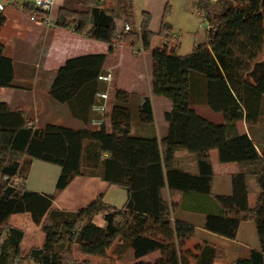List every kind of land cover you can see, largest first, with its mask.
Instances as JSON below:
<instances>
[{"label": "trees", "instance_id": "obj_1", "mask_svg": "<svg viewBox=\"0 0 264 264\" xmlns=\"http://www.w3.org/2000/svg\"><path fill=\"white\" fill-rule=\"evenodd\" d=\"M221 1L195 4L209 24L206 42L213 52L212 63H205L197 48L179 54L180 39L167 19L170 4L161 29L155 32L152 14L144 10L138 18L134 0L63 1L58 26L107 42L110 50L118 44L152 50L170 73H177L181 64L188 67L190 99L173 100L165 112L169 128L163 138L133 132L132 106L142 123L152 124V100L145 95L133 104V95L120 88L110 123L93 124L103 118L92 107L103 102L98 93L108 92V82L100 79L107 74V56L90 53L68 58L50 89L51 96L67 103L83 127L38 126L24 109L0 101V264H99L93 258L106 257L119 241L132 249L134 264H264V136L250 130L261 123L263 114L264 58L254 59L245 69L243 57L232 45L235 34L243 30L258 48L264 47V0H231L219 13ZM34 10L42 14L30 4L24 9L27 14ZM5 19L0 13V30ZM4 50L0 42V87H16L15 61ZM196 94H204L205 103L223 112L225 122L200 115L193 108ZM243 120L248 130L240 127ZM179 149L195 155L197 171L192 163L177 159ZM209 150L218 151L220 162L262 161L263 166L254 173H233L231 193L215 194L213 167L209 159L197 156ZM35 158L62 167L55 193L29 190L27 180ZM77 175L97 176L124 187L126 202L117 207L101 194L79 210L54 208L58 192ZM252 176L256 191L250 185ZM179 210L204 214L203 228L228 239L237 238L243 222L254 221L261 245L248 256L229 261L225 248L217 243L206 240L188 247L198 226ZM19 213L29 214L41 227V244L24 246V229L11 222L12 215ZM98 215L103 225L95 221ZM154 253L157 256L149 259Z\"/></svg>", "mask_w": 264, "mask_h": 264}, {"label": "crops", "instance_id": "obj_2", "mask_svg": "<svg viewBox=\"0 0 264 264\" xmlns=\"http://www.w3.org/2000/svg\"><path fill=\"white\" fill-rule=\"evenodd\" d=\"M63 1L64 0H54L53 8L49 15L51 19L50 25H45L39 21L31 20L30 14H27L25 11L14 7H9L5 12L2 13L5 15L6 19L0 30V42L4 44L5 55L13 58L15 61V83L18 86L0 87V101L7 102L12 109H24L32 121L38 126H44L48 123H57L53 122V118L56 117L57 119L58 115H62V117L65 118L68 123L72 124L70 127H83V122L71 114L67 103L59 102L51 96L50 89L56 72L68 58L90 53H105L107 57L104 64V70L107 74L110 73L112 75L111 80L107 81L108 84L114 89L120 88L129 91L131 95L136 94V100L138 101L137 103H139L141 96H150V86L154 85L163 88L165 87L164 85L168 86V84L163 82L160 83V80H165L168 78L171 79V82H176L178 86L177 94L174 92L175 94H172V96L169 98L160 96L155 97L154 93L152 96H150L155 117V120L152 124L145 125L140 123L134 128L133 123V132L134 130L136 131L134 133L140 135L156 134L159 138H163L168 131L169 123L167 121H163L160 128L156 126L157 108L161 107V111H163L162 113H164L165 116V112L170 109L174 99L189 101L191 75L189 68L181 64L177 73H170L166 70L165 65L154 55L152 50L146 51L141 48L133 49L124 44L115 45L114 48L110 50V44L107 42L89 38L82 34L75 33L71 30L58 26L56 21ZM196 1L197 0H134L135 13L139 18L144 10L149 11L152 14L151 29L155 32H158L161 29L162 20L166 13L167 6L170 4V10L167 14V19L172 23L176 30L177 23L173 18L175 12L178 9H183V11H185V19L180 22L190 23L191 20L188 18V14H193V9L196 7ZM212 1L213 3L217 4V2L220 0ZM230 2L231 0H222L217 12L221 13ZM196 8L194 10H197L199 18H202L203 14L198 8ZM204 21H206L208 24V21L205 18ZM208 27L205 29L204 35L201 38H199L197 33L194 35L191 46H188V49L190 50H184V52H182L180 49H182L184 40H180L179 54H186L188 51L191 52L197 48L202 52V60L205 63H212L213 52L206 42ZM175 32V36H178ZM238 34L246 36L248 41L250 39L243 30H239L233 37L232 45L238 51V53L241 54L238 48H236L234 45V40ZM158 42H160V40L156 41V43ZM158 73H160L161 76L158 77ZM132 87H135V89H132ZM161 91L166 92V87L162 90L159 89V92ZM108 95V109L106 112V119L108 118V120L111 121V112L113 101L115 100V94L113 96V101L111 100V102L110 98H112V96L109 91ZM199 98L201 99L199 100ZM196 99L197 100L196 103L193 104V108L200 115L215 123L225 122V116L223 112L214 111L207 103L204 102V94H200V96L196 94ZM263 115L264 114L261 116V123L253 125L250 128V130L252 129V132H254L256 136L259 137L264 136ZM110 121H107V123H110ZM241 123L245 126L244 129L248 130L245 120H243ZM176 156L177 159L182 162V164L192 163L195 171H197L195 155L188 154L185 149H179L176 152ZM197 156L209 159L213 167L214 180L212 190L215 194L231 193V176L233 173L237 171H248L254 173L257 170H260L263 166L262 161H255L243 162L241 163L242 167L240 168H226L227 165H221L218 163L219 157L217 150L202 152L197 154ZM191 159H193V162L190 161ZM256 162H259V165H256ZM217 163L219 164V167H217ZM253 166L258 167L255 170ZM61 172L62 167L60 165L35 158L33 159L30 167L27 186L31 191L44 194H53L56 192L57 183ZM225 180L228 182L229 186L228 188L223 189L222 187ZM250 185L253 191L257 190L253 176L250 178ZM114 186L115 185H110L107 181L97 176L77 175L71 180L65 189L58 192L55 200L53 201V207L62 210H79L90 204L101 194H104L105 200L107 192L110 191ZM167 192L169 194H174V197L177 198L180 196V193L176 191H169L167 189ZM178 212L188 213L192 211L179 210ZM18 215H28L30 218L29 214L27 213H19L12 215L11 219ZM95 221L100 225L104 224L101 215L96 216ZM12 223L23 228L19 224L14 222ZM32 223L34 222L32 221ZM203 224L204 222L202 223V230H200L199 233L200 237H203V240L199 238L200 241L203 242L208 240L217 243L214 241L215 238H220L221 240L226 241L229 240L228 238L205 230L203 228ZM196 236L198 237V235ZM260 245L261 242L254 248H259ZM226 253L228 256L227 251ZM246 255H248V253L244 256Z\"/></svg>", "mask_w": 264, "mask_h": 264}, {"label": "rangeland", "instance_id": "obj_3", "mask_svg": "<svg viewBox=\"0 0 264 264\" xmlns=\"http://www.w3.org/2000/svg\"><path fill=\"white\" fill-rule=\"evenodd\" d=\"M194 9H193L194 12L192 15L188 14V18H190V20H191L190 23L180 22L183 19H185V16H184L185 11H183V9H181V10L178 9L175 12L174 17H173L177 23V26H176L177 28H176V30L174 28V32L176 31L175 33L178 35L180 40H184V44L182 46V49H180L182 52H184V50H190V49H188V46H191L194 35H196V33H197L199 38H201L204 35L205 29L208 27V24L206 23V21H204V18L202 16L201 17L203 19L199 18L198 14H197V10H194ZM180 26H182V27H180ZM234 45L241 52L240 55L244 59L245 69H248L251 66V63L254 59L264 58V47L258 48L251 40L248 41L247 37L244 35L238 34L234 40ZM189 52L190 51H188L187 53H189ZM159 76H161L160 73H158V77ZM45 79H46V77H45ZM170 80L171 79H168V78L165 80H160V83L163 82L165 84H168V86L164 85L167 89L166 92H162V91L159 92V89L162 90L165 87L163 88V87L154 86V85L150 86L151 87V89L149 91L150 96H152V94L154 93L155 97L160 96V97H164V98H169L172 96V94H175L174 92H176V94H177L178 86H177L176 82H171ZM107 88H108V91L111 93V96H112V98H110V102H111V100L113 101V96H114L116 90L119 88L114 89V88L110 87V85L108 83H107ZM132 89H135V87H132ZM135 99H137L136 94H134L132 96L133 104H134ZM113 104H114V101H113ZM132 110H133V123H134V128H135L137 124H140L142 122L139 118L138 109L134 105L132 106ZM161 110H162L161 107L157 108L156 126L158 128H160L162 126L163 121H167L165 116H164V113H162L163 111H161ZM263 114H264V109H263ZM106 116H107V114H106ZM107 121L109 122L110 120H108V118H107ZM53 122H57V123L65 124V125L67 124V126H72V124L68 123L65 120V118L62 117V115H58L57 119H56V117L53 118ZM142 124L147 125L146 123H142ZM148 124H150V123H148ZM240 127L242 129L245 128V126L242 123H240ZM134 132H136V131L134 130ZM218 163L221 165H227V167L225 166L226 168L234 169V168L242 167L241 163H243V162H225L224 163V162H220V160H219ZM218 163H217V167H219ZM255 164L259 165V162H256ZM257 167L258 166H255V167L253 166V168L255 170ZM226 180L223 183V187H222L223 189L228 188V186H229V184H228V182H226ZM105 198H106L105 200L107 202L114 204L118 207H122L123 204L126 202V199H127V190L124 187L115 185L114 187L111 188L110 191L107 192ZM235 210H236V208H235ZM233 213L237 214L236 211H234ZM179 214L182 217L189 219L190 221L194 222L198 226V234H197L198 237L195 236V237L191 238L187 243L188 247H193L195 244L199 243L198 242V241H200L199 238H201V240H203V237H200L199 233H200V230H202V223L205 220V216L203 214L197 213V212H188V213L182 212ZM11 220H12V222L19 224L20 226H22L25 229V233H26V237L24 240V246L25 247H30L32 244H40L42 242V240L44 239V233L41 231L40 226H37L34 223H32V221L30 220L28 215L14 216ZM214 241H216L220 246H223L226 249V251L228 252L227 258L229 261V260H234L238 256H244L247 253L249 255L251 252V249L259 245L260 237L258 235L255 222L254 221H245L242 223L239 235L236 239H229L228 241H226V240H221L220 238H215ZM200 242H202V241H200ZM132 252H133L132 249H130L127 246L124 247L121 244V242L119 241L109 250L106 257H94L93 259L96 262H98L99 264H134L135 259H134ZM76 254L79 257H83L79 252L78 253L76 252ZM248 255H246V256H248ZM156 256H157V253L150 255L148 258L154 259Z\"/></svg>", "mask_w": 264, "mask_h": 264}, {"label": "built area", "instance_id": "obj_4", "mask_svg": "<svg viewBox=\"0 0 264 264\" xmlns=\"http://www.w3.org/2000/svg\"><path fill=\"white\" fill-rule=\"evenodd\" d=\"M53 3L54 0H0V13H3L7 10L9 7H14L19 10L24 11L25 7L27 4L32 5L34 8L42 11V14L40 15L37 10H34L30 14V19L34 21H39L45 25H50L51 24V19H50V12L53 8ZM125 29L128 30L130 29L129 24H125ZM112 78V75L110 73L101 75L100 79L104 81H110ZM98 98L103 99L102 103H96L93 105L92 109L94 111H97L99 113L103 114V118L99 120H94L93 124H99L103 121H107L106 119V112L108 109L107 105V99H108V92H102L98 93Z\"/></svg>", "mask_w": 264, "mask_h": 264}]
</instances>
